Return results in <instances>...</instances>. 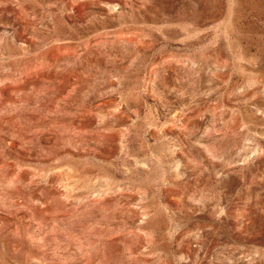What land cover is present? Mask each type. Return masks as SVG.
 I'll return each mask as SVG.
<instances>
[{
    "label": "rangeland",
    "instance_id": "374dc122",
    "mask_svg": "<svg viewBox=\"0 0 264 264\" xmlns=\"http://www.w3.org/2000/svg\"><path fill=\"white\" fill-rule=\"evenodd\" d=\"M0 264H264V0H0Z\"/></svg>",
    "mask_w": 264,
    "mask_h": 264
}]
</instances>
